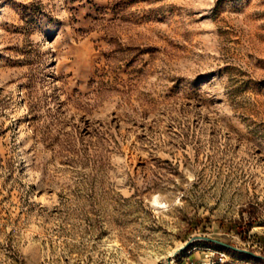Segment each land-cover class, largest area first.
<instances>
[{
  "label": "rangeland",
  "instance_id": "obj_1",
  "mask_svg": "<svg viewBox=\"0 0 264 264\" xmlns=\"http://www.w3.org/2000/svg\"><path fill=\"white\" fill-rule=\"evenodd\" d=\"M196 236L264 256V0H0V264H264Z\"/></svg>",
  "mask_w": 264,
  "mask_h": 264
},
{
  "label": "water",
  "instance_id": "obj_2",
  "mask_svg": "<svg viewBox=\"0 0 264 264\" xmlns=\"http://www.w3.org/2000/svg\"><path fill=\"white\" fill-rule=\"evenodd\" d=\"M198 239H204V240L212 241V242H215V243H219V244H222V245H224V246H226V247H229V248H231V249H234V250H237V251H241V252H246V253H248V254H252V255L258 256L259 258L264 259V256L256 255V254H254V253L251 252V251L243 250V249H239V248H237V247H235V246H232V245H230V244H227V243H225V242H222V241H219V240H216V239H213V238H209V237H203V236H196V237H194L191 241L187 242L186 245H185L184 247L188 246L193 240H198ZM169 264H172V263L169 262Z\"/></svg>",
  "mask_w": 264,
  "mask_h": 264
},
{
  "label": "bare ground",
  "instance_id": "obj_3",
  "mask_svg": "<svg viewBox=\"0 0 264 264\" xmlns=\"http://www.w3.org/2000/svg\"><path fill=\"white\" fill-rule=\"evenodd\" d=\"M154 204L155 205H158L159 204V199L157 197L154 199Z\"/></svg>",
  "mask_w": 264,
  "mask_h": 264
}]
</instances>
